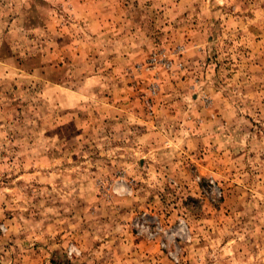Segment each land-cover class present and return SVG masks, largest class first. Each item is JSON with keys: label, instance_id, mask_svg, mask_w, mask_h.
Returning <instances> with one entry per match:
<instances>
[{"label": "rangeland", "instance_id": "rangeland-1", "mask_svg": "<svg viewBox=\"0 0 264 264\" xmlns=\"http://www.w3.org/2000/svg\"><path fill=\"white\" fill-rule=\"evenodd\" d=\"M0 264H264V0H0Z\"/></svg>", "mask_w": 264, "mask_h": 264}]
</instances>
